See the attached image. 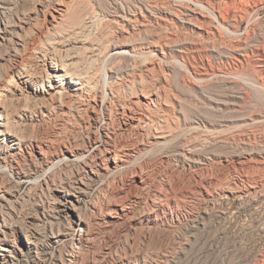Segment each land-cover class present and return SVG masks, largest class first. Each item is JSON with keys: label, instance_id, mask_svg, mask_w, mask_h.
Returning <instances> with one entry per match:
<instances>
[{"label": "rangeland", "instance_id": "374dc122", "mask_svg": "<svg viewBox=\"0 0 264 264\" xmlns=\"http://www.w3.org/2000/svg\"><path fill=\"white\" fill-rule=\"evenodd\" d=\"M81 1V20L64 30L68 33L65 36L76 32L75 37L71 41L62 38L52 43L51 49L57 48L60 54L70 57L85 43L82 53H78L83 60L77 70L92 71L95 100L101 102L110 93V86L118 92L109 128L118 143L130 148L126 149V167L115 171L106 154L102 156L106 169H100V176L89 181L90 188L76 183L74 170L82 163L72 154H87L91 143L103 136L101 122L106 127L108 122L103 107H79L72 95L54 92L51 98L46 97V106L35 112L36 118L22 114L23 106L38 104L42 98L19 80L15 74L19 66L26 64L31 71L42 74L49 71L46 84L55 88L69 80L64 70H45L38 61L40 53L33 50L40 44L49 47L46 37H55L51 23L59 7L70 0H0V17L5 15L15 24L0 38V76L11 82L9 91H5L0 81V92L7 95L0 99V225L6 221L7 226L0 227L8 232V241L0 240V262L71 264L68 253L78 246L81 251L72 264H255L264 253V181L259 182L256 192L239 194L230 192L229 187L241 184L247 174H253L251 171L262 172L260 166L254 169L252 159L262 158L264 126L249 127L246 123L251 117L264 115V91L249 84L253 82H249L246 68L233 73L236 85L244 87L241 97L230 95L235 85H225L218 78H209L200 87L192 84L187 79L190 68L182 60L165 61L161 52L152 54L145 48L147 35L160 28L143 9L146 18L139 15V31L134 36H122L120 42L124 45L116 47L121 19L138 9V0ZM261 17L255 23L257 32L264 30V10ZM248 23H242V31ZM187 30L191 33L183 29ZM118 102L146 109L152 121L139 132L126 128L118 113ZM7 131L26 134L34 141L28 148H16ZM188 144L195 152L188 156L210 159L189 166L185 155H181L185 153L181 146ZM17 166L27 174L22 179L15 174ZM107 170L115 172L107 176ZM87 171L86 166L81 173L91 176ZM139 176L148 186L142 187ZM74 184L89 193L73 189ZM169 184L176 185L182 195L192 186L206 185L212 196L182 201L176 206V221H169L173 226L149 222L148 210L142 207L130 221L106 229L97 225L88 246L77 241L81 227L77 221L81 217L84 226L85 222H103L109 218L106 212L115 214V205L109 204L115 196L143 197ZM67 198L76 208L60 211ZM222 209L226 215L219 217ZM190 217L205 223L196 236L186 231ZM53 231L59 237H49ZM29 239L40 242V248H32Z\"/></svg>", "mask_w": 264, "mask_h": 264}, {"label": "bare ground", "instance_id": "6f19581e", "mask_svg": "<svg viewBox=\"0 0 264 264\" xmlns=\"http://www.w3.org/2000/svg\"><path fill=\"white\" fill-rule=\"evenodd\" d=\"M138 2L141 4L140 6H137L138 9H133L129 13H126L121 19L122 22L119 21V33L117 35V41L115 42L116 47L124 45L123 42H120L122 36L136 35L139 31L138 25H142V20H140L139 15L146 18V15L143 13V10H146L156 21L160 30L152 31L147 35L144 40V43L146 44L145 48H147L148 52L152 54L154 51L161 52L165 61L179 62L182 60L184 62L183 64L187 68H190L191 73L189 70L187 71L189 77H187V79H189L192 84L199 85L200 87V83L203 84V82L206 80L208 81L209 78H218L221 79L225 85H230V87L231 85H235L233 87L235 90L231 88L233 93L230 95L241 97L239 93H242L244 87H240V85L237 86L238 82L233 79V73L234 71H241L246 68L249 70L247 73L250 79L249 82H253L249 84L264 91V30L257 32L255 24L258 18H262L261 14L264 10V0H138ZM66 3L67 4H64L62 7H59L58 14L54 17V20L51 23L53 27L52 32L55 37H46V43L49 47L40 44L39 47H36L33 50V52L40 53V55H37L38 61H40V65H42L45 70H53L55 72H58L60 69L64 70L66 72L65 77L69 80L65 83L58 84L56 88L52 87L50 84H46V81H49L48 77H50L49 71L44 74L41 72H33L26 67V64L15 69V74L25 85L26 89L35 95H41L42 98L38 104L30 106L25 105L21 108L24 117L36 118L38 114L36 115L35 112L43 106H46V97L48 96L51 98L54 92L61 96L62 94L72 95L76 98L79 107L81 105H93L95 109L98 106L104 108L108 122H106L107 127L101 122L103 136L101 138H96V140L91 143V148L87 150V154H81L80 156L72 154L82 163V165H78L74 170V172L77 173L76 183L85 186V188H90L88 186V183H90L89 181L100 176V169H106V163L104 162L106 159L102 156L106 154L109 155L108 159L111 161L115 171H117L126 167V156L128 155L126 149L129 147L124 145L125 143H118L117 137L109 128L110 121L113 120V113H115L113 106L115 105V102H117L116 100H118V92L115 88L110 86V93L107 96H103L101 102H98L95 100L96 93L94 91V86L91 85V77H93L92 71L86 70L85 72H82L77 70V67H79L83 60L78 53H82L86 46L85 43H82V45L78 47V52L70 57L60 54V50L57 48L54 49L53 47V49H51L52 43H59L62 41V38L71 41L75 37L74 34H76V32L65 36L64 34L66 32L64 30H66L67 27H75L82 18L83 7L81 5V0H70L69 3ZM113 20L118 22L116 18H113ZM246 20H248L249 23L246 25L247 27L245 30L242 31V23ZM0 25V38H2V34H6L9 31V28L15 24H13L9 17L3 15L0 17ZM186 28L190 29L191 33H189L188 30V32H184L183 29ZM202 40H206L207 42H210V44L206 45ZM19 45L23 47L25 46L24 42H19ZM92 47L95 48L94 46ZM132 49L135 51L136 47L134 46ZM45 66H47V68ZM41 80L43 82L39 85H32ZM0 81L2 84V90L9 91L11 84L10 79H4L0 76ZM47 85L54 89L53 92H50V88L48 89ZM16 87L17 89H20L18 86ZM21 95L26 99H29L30 97L29 95L22 94V92ZM6 97V93L0 92V99ZM62 104L65 105L64 103ZM118 107V113L121 114L123 118L121 122L126 128H135L139 132L148 121H152L151 114H149L146 109L136 108L131 106V104L129 105L128 103L122 102H118ZM0 108H2L1 103ZM250 119L251 121L246 123V126H264V115L259 118L251 117ZM195 122L197 123L198 121ZM194 128H197V126H194ZM6 133L9 135L13 146L16 148H28L30 144H32V141H34L31 136L20 132L7 131ZM0 134H2L1 131ZM192 146V144L181 146V150H183L182 152L185 151V153H182L181 155H185L184 159L187 161V164H190L189 166H193L192 164L198 165L203 163L204 160L210 159V157L207 156H203V158L194 157L192 155L188 156V153L191 154L194 152ZM40 153L43 157H46L42 149L40 150ZM112 153H114L113 156L110 155ZM174 155H176V149L174 150ZM263 155H261L262 158L260 159H252L254 165L251 163L254 166V169L255 166L262 167V170L259 169V171L261 170L262 172L256 173L257 170H254L253 172L251 171V173H253L251 175L246 173V179H243L241 184L231 186L229 187L230 189L228 188L230 192L239 194H244L248 190H254L256 192L259 182L261 183L264 181ZM86 166L89 167V171L87 172L91 174V176H88L87 173H81ZM115 171L107 170V176L112 175ZM15 174L20 179L24 178V175H27L26 172L20 169V166L16 167ZM42 179L44 183L47 182L45 177ZM139 182L144 185L142 187L148 186L142 176H139ZM77 184H74V186L72 185V188L75 190L78 188L81 193L84 194L89 193L87 189H85V191L83 190V187H79L80 185ZM188 189L187 194L182 195L178 192V189H176V185L169 184L166 187L164 186L159 192H149L147 196L142 195L143 197H139L137 194H132L133 196H130L129 194L128 196H126L127 194L125 196H113L114 200L113 198V202H110L109 200V204L115 205V214L106 212V216L109 215V218H105V221L97 222V220L93 223L85 222L86 226H84V219L81 217L80 220L77 221L81 227L79 236L76 239L81 245L88 246V243L91 242L93 231L97 225L102 229L120 225L123 221L134 217L138 208L142 207H146V210H148L149 215L147 219L149 222L160 223L165 227L173 226L171 222L176 221V206H179L182 201L187 202L186 198L188 197L206 199L209 196H212L210 187L206 185H196ZM69 193L71 194L73 192ZM261 196H264V192L261 193ZM62 205L65 208H61L60 211L66 210V208H76L70 198H67V201L63 202ZM225 213L226 211L222 209L219 211L218 216L220 217ZM1 225L7 226L6 221L5 224ZM204 227L205 223L198 219V217H190L186 226V231L189 232L190 235L196 236ZM10 229L11 231L13 230L12 228ZM0 233L3 234V238L0 237V240L8 241V232L6 233V231L2 230L0 227ZM56 234L60 235L61 232ZM49 237L57 238L59 236L54 233L53 236ZM29 240L33 245L32 248H40V242L31 239ZM80 251V247L78 246H75L70 250L68 255L71 258L69 259L71 264L72 262L77 261ZM0 264H13V262L9 263L6 261L3 263L0 262ZM255 264H264V253L257 258Z\"/></svg>", "mask_w": 264, "mask_h": 264}]
</instances>
